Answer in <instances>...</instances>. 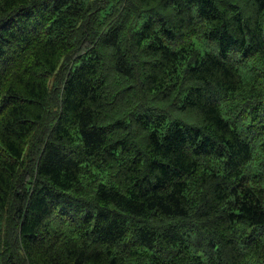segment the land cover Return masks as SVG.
Segmentation results:
<instances>
[{
	"label": "trees",
	"instance_id": "16d2710c",
	"mask_svg": "<svg viewBox=\"0 0 264 264\" xmlns=\"http://www.w3.org/2000/svg\"><path fill=\"white\" fill-rule=\"evenodd\" d=\"M0 264H264V0H0Z\"/></svg>",
	"mask_w": 264,
	"mask_h": 264
}]
</instances>
